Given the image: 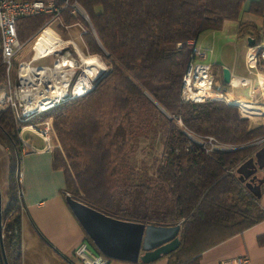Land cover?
Listing matches in <instances>:
<instances>
[{
	"label": "trees",
	"instance_id": "obj_1",
	"mask_svg": "<svg viewBox=\"0 0 264 264\" xmlns=\"http://www.w3.org/2000/svg\"><path fill=\"white\" fill-rule=\"evenodd\" d=\"M93 32L80 16L62 13L65 25L80 24L88 55H99L111 69L86 94L60 103L49 116L61 150L52 166L64 176V193L117 219L157 226L179 225V244L166 264H200L202 252L264 219L256 198L239 180L237 168L264 147V124L251 126L224 100L192 103L180 99L182 76L192 46L204 31L241 22L244 0H78ZM264 0L248 12L261 15ZM48 14L17 21L20 43L49 19ZM106 53V54H105ZM6 88L0 53V93ZM213 88H217L213 84ZM227 85L219 91L226 92ZM162 118L163 158L148 181L135 182L130 142ZM154 113V116L156 115ZM236 147L207 152L189 136ZM0 144L9 150L8 186L1 208L2 245L7 264H21L22 203L16 176L21 143L10 109L0 110ZM263 186H261L262 189ZM92 247V243L85 234ZM264 246V233L256 237ZM95 252L99 253L94 247ZM0 264H4L0 257Z\"/></svg>",
	"mask_w": 264,
	"mask_h": 264
},
{
	"label": "crops",
	"instance_id": "obj_2",
	"mask_svg": "<svg viewBox=\"0 0 264 264\" xmlns=\"http://www.w3.org/2000/svg\"><path fill=\"white\" fill-rule=\"evenodd\" d=\"M257 1L259 0H244L239 20L253 24L255 27L253 31L248 30L243 37L237 36L238 21H225L221 29L204 31L196 40V45L205 51V59L213 67L214 81H221L222 68L229 70L230 84L227 85V91H216L225 93L231 99H253L259 88L255 85V76L247 71L245 64V53L250 47L247 39L251 38L253 45L262 44L264 40V10L261 15L248 12L251 3ZM72 26L77 24L68 28ZM80 33L81 31H78L82 43L80 49L86 51ZM259 72L264 76V67H260ZM246 89L250 90L251 96L242 95ZM37 140L35 145L40 148L41 141ZM18 167L22 203L21 264H81L74 257L73 251L81 241H87L85 232L65 201L63 172L53 168L52 152L38 150L21 154ZM8 169L9 150L0 144L2 204L6 200ZM261 186L263 187L260 189L258 199L264 211V184ZM263 233L264 219L242 233L202 252L200 264H223L226 259L242 256L248 257L250 264H264V246L256 243V237ZM166 262L167 257L163 255L149 263L111 259L108 264H166Z\"/></svg>",
	"mask_w": 264,
	"mask_h": 264
},
{
	"label": "built area",
	"instance_id": "obj_3",
	"mask_svg": "<svg viewBox=\"0 0 264 264\" xmlns=\"http://www.w3.org/2000/svg\"><path fill=\"white\" fill-rule=\"evenodd\" d=\"M64 11H67L71 16H80L85 22L90 23L87 13L80 6L78 0H0V53L6 81V88L0 93V110L10 109L12 102L9 101V88L11 85H18V93L22 95V117L20 121H14V123L18 140L21 143L20 154L38 150L52 152L57 146L52 118L46 116L39 121H35V119L65 100L74 98V91H79L76 89V84L80 80V73L85 66L82 57L91 56L84 54L74 40L65 38L54 28V24H58L64 29L70 26L65 25L62 21ZM40 14L50 16L46 23L31 37L34 39L31 56L28 59L17 60V55L24 47V43L18 41L16 23L21 18ZM89 26L93 32L90 24ZM48 28H52L54 36L44 38L43 35ZM82 32L83 28L81 35ZM187 43L192 46V53L191 60L182 76L181 101L198 103L213 99L220 100V95H225V93L213 88L214 72L212 65L198 61L205 59V52L196 49L194 40H189ZM67 44L75 45V55H79L82 69L72 67V55L67 54ZM257 47H264V44L250 46L245 53L247 71L253 74L256 80L257 77H264L259 72V68L264 66H259L257 63ZM56 50H63V58H56ZM47 57L52 58L51 64H34L35 61ZM93 84L88 90L82 92V95L90 91ZM263 86L264 84H258L259 88ZM200 91H203L202 97L196 99L193 95ZM247 101L256 100L249 99ZM235 107L241 117L247 118L249 121L252 120L249 115H244L241 112L238 104H235ZM29 133L41 141L40 148L28 136ZM187 135L191 139V135ZM200 140L203 141L202 144L204 145H198L207 152L229 151L236 148L220 144L211 136L204 139L200 138ZM263 141L264 138H260L255 143ZM198 143L200 142L198 141ZM73 255L81 264H108L111 260L95 252L85 240L75 247ZM223 264H250V260L246 256L234 257L226 259Z\"/></svg>",
	"mask_w": 264,
	"mask_h": 264
},
{
	"label": "water",
	"instance_id": "obj_4",
	"mask_svg": "<svg viewBox=\"0 0 264 264\" xmlns=\"http://www.w3.org/2000/svg\"><path fill=\"white\" fill-rule=\"evenodd\" d=\"M247 41L249 46H253L251 38H248ZM104 75L102 74L96 79L93 87ZM222 84H230V72L227 68H222L221 81H214L217 90H220ZM229 104L235 106L234 103ZM18 163L19 161H17ZM262 168H264V147L260 148L254 156L247 159L236 170L239 180L256 198L260 197L261 185L264 184V174L261 177L257 176V171ZM16 174L18 176V167ZM65 201L93 247L109 259L149 263L169 254L179 244V225L157 226L117 219L72 198L68 194L65 195ZM1 208L0 193V257L3 263L7 264L2 245Z\"/></svg>",
	"mask_w": 264,
	"mask_h": 264
},
{
	"label": "rangeland",
	"instance_id": "obj_5",
	"mask_svg": "<svg viewBox=\"0 0 264 264\" xmlns=\"http://www.w3.org/2000/svg\"><path fill=\"white\" fill-rule=\"evenodd\" d=\"M74 17H76V16H74ZM54 28L56 30H58L65 38H71L72 40H74L77 43V45L79 47L80 46L82 47L80 36L78 34V31H82V27L80 24H77V26H72V27L67 28V29H64L62 26H60L58 24H54ZM50 29L52 30V28H50ZM48 33L51 35V33L49 31H48ZM33 42H34L33 38L24 42V47L22 48V50L17 55V60L29 58V55L33 51V45H34ZM262 44H264V40H262ZM80 50L84 54H87L85 50L84 51H83V49H80ZM203 52H205V51H203ZM91 56H95L96 58H98L99 61L105 66V70L102 71L97 76V78L100 77L102 74H106L111 69L110 65L107 64L101 58V56H99V55H91ZM198 61L208 63L207 59L198 60ZM51 62H52V58L47 57V58L35 61L34 64H51ZM95 80L92 83H94ZM255 85L258 86L257 80L255 81ZM263 88H264V86L261 88H258V91H257L255 97L253 98L257 102L264 101L263 100L264 99L263 98V95H264V93H263L264 89ZM242 95L247 96V97L251 96L250 90L246 89L242 93ZM154 113H155L154 111L151 112V115H152L151 122L149 124H147V126L139 129L137 134H135V137L130 142L131 150L129 152V162L135 171V174L133 177V180L135 182L148 181L149 179H152L154 177V172H155L156 167L158 166V164H160V162L162 161V158H163L162 144H163L165 132L161 126L162 118L159 115H157L156 113H155L156 115L154 116ZM42 119H44V117H38L37 119H35V121H39ZM251 121L249 123L252 126L261 125L264 122V120L262 121V119H257L255 122H253V121L251 122ZM28 136L31 137L33 142L36 141V139H37L33 134L29 133ZM191 141L196 143V144H200L201 146L204 145V144H202L203 141L200 140V138L195 137L193 135H191ZM198 141L200 143H198ZM56 148L61 150V147H60L58 142H57V146L53 149L52 152H54V150ZM18 164H16L17 167H18ZM16 172H17V169H16ZM258 175H259V177H261L262 173H258ZM16 176H17V174H16ZM1 201H2V199H1ZM89 247L93 248L90 244H89Z\"/></svg>",
	"mask_w": 264,
	"mask_h": 264
},
{
	"label": "bare ground",
	"instance_id": "obj_6",
	"mask_svg": "<svg viewBox=\"0 0 264 264\" xmlns=\"http://www.w3.org/2000/svg\"><path fill=\"white\" fill-rule=\"evenodd\" d=\"M51 33V35L48 33ZM54 32L48 28L43 37L50 38L54 36ZM196 49H200L196 45ZM67 54L72 55V67L75 69H82V62H79V55H75V45L67 44ZM56 58H63V50H56ZM83 64H85L82 73H80V80L76 84L74 91V97L82 96V92L88 90L92 84V81L105 70V66L95 56L82 57ZM257 63L259 66H264V47H257ZM258 84H264V77H257ZM203 91L196 93L195 98L200 99ZM220 100H224L227 103L238 104L241 108V112L244 115H249L252 120L262 119L264 120V101H247L240 98L227 97V95H220ZM264 100V99H263ZM9 101L12 102L10 105V111L12 112L13 120L20 121L22 117V95L18 93V85H11L9 88Z\"/></svg>",
	"mask_w": 264,
	"mask_h": 264
},
{
	"label": "flooded vegetation",
	"instance_id": "obj_7",
	"mask_svg": "<svg viewBox=\"0 0 264 264\" xmlns=\"http://www.w3.org/2000/svg\"><path fill=\"white\" fill-rule=\"evenodd\" d=\"M258 173H262V175H263L264 174V168L257 171V176L259 177Z\"/></svg>",
	"mask_w": 264,
	"mask_h": 264
}]
</instances>
